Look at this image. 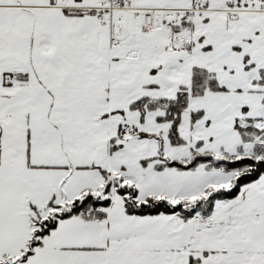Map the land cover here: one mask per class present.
I'll return each instance as SVG.
<instances>
[{
  "label": "snow or ice",
  "instance_id": "1",
  "mask_svg": "<svg viewBox=\"0 0 264 264\" xmlns=\"http://www.w3.org/2000/svg\"><path fill=\"white\" fill-rule=\"evenodd\" d=\"M0 264H264V0H0Z\"/></svg>",
  "mask_w": 264,
  "mask_h": 264
}]
</instances>
